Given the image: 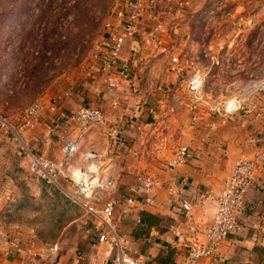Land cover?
<instances>
[{
	"label": "crops",
	"instance_id": "0c3cea01",
	"mask_svg": "<svg viewBox=\"0 0 264 264\" xmlns=\"http://www.w3.org/2000/svg\"><path fill=\"white\" fill-rule=\"evenodd\" d=\"M159 14L158 4L145 6L109 71L101 66L108 57L104 48L100 58L89 56L77 78L56 97L44 100L20 141L0 139L7 145L0 155V192L9 189L14 198L13 204H0L5 235L0 238V264H111L117 247L98 241V223L90 211L108 202L114 205L118 241L139 264H186L183 238L206 242L204 233L216 207L209 196L221 192L239 160L257 162L254 185L236 217L239 228L199 264H264V89L248 87L257 76L252 58L247 71L243 55L222 52L220 43L198 48L201 43L193 39L177 42L176 28L161 24ZM117 20L109 29L116 36L126 23L125 18ZM158 25L161 31L154 30ZM185 45L187 58L180 53ZM176 58L179 62L172 61ZM197 72L209 78L228 73L229 80L218 93L203 88L192 111L187 81ZM231 87H240L245 96H236L238 109L224 115L223 107L234 96L223 92ZM82 107L100 108L112 121L81 133L70 117ZM112 127L119 131L117 142L111 139ZM71 141L77 150L69 158L70 167L83 166L88 151L104 166L101 185L90 199L77 196L68 180L59 187L32 178L29 155L20 151L22 142L31 154L62 160L61 148ZM181 146H188L190 155L170 168ZM145 176L154 182L148 193L142 187ZM182 201L193 205L189 221ZM13 238L19 240L20 252L6 256Z\"/></svg>",
	"mask_w": 264,
	"mask_h": 264
},
{
	"label": "rangeland",
	"instance_id": "374dc122",
	"mask_svg": "<svg viewBox=\"0 0 264 264\" xmlns=\"http://www.w3.org/2000/svg\"><path fill=\"white\" fill-rule=\"evenodd\" d=\"M166 1L157 3L161 7L160 23L176 28L173 37L177 42L193 39L201 43L198 48L208 42L220 43L222 52L243 55L247 71L252 58V73L257 76L248 87L263 85L264 0H188L185 5L177 0ZM128 3L0 0V139L14 141L16 135L20 137L25 110L56 97L71 79L77 78L82 64L105 36L107 26L118 21L116 12ZM187 48L185 45L180 51L183 58H187ZM226 74L215 78L202 74L203 88L218 93L222 83L229 80ZM223 93L228 97L245 96L240 87ZM6 150V143L0 141V155Z\"/></svg>",
	"mask_w": 264,
	"mask_h": 264
},
{
	"label": "built area",
	"instance_id": "2783aa9c",
	"mask_svg": "<svg viewBox=\"0 0 264 264\" xmlns=\"http://www.w3.org/2000/svg\"><path fill=\"white\" fill-rule=\"evenodd\" d=\"M158 0H129L126 5L127 10L123 8L116 12V18H125L126 23L123 26V33L115 35L109 31L110 25L106 28V40L97 43L92 51V55L100 58L103 49H107L108 57L101 59V66L103 70L109 71L114 65L115 60L118 59L119 53L124 44V39L131 36L135 30V24L141 17V12L145 6L153 8L157 5ZM178 4L185 5L188 0H177ZM155 31H161V26H156ZM176 62V59H172ZM125 75V73H124ZM201 73H194L187 81V90L190 94L193 104L191 110L195 111L198 102L201 99V90L203 88V79ZM264 89V83L261 85ZM238 98L235 97L223 107L224 115H230L238 109ZM41 105L35 103L25 110L23 114L22 123L19 125V131H25L32 127L33 120L40 110ZM70 121L76 123L81 131L84 133L94 126L104 125L112 121L105 112L100 108L82 107L77 110L70 117ZM110 136L114 142L119 139V131L117 128L110 129ZM15 141H20V137L16 135L13 138ZM20 151L29 155L27 164L28 175L34 179L43 180L49 185L60 186L61 180H68L75 186L77 196L82 199H90L100 187L104 166L98 162L97 154L88 151L83 153L82 161L84 163L81 167H70L69 158L76 152L77 146L74 141L65 143L61 152L63 155L62 160H53L42 155L31 154L28 152L25 145L20 142ZM190 151L188 146H181L178 148L175 156L169 162L170 168L183 164L189 157ZM256 160H239L230 176L223 182L221 192L215 196H209L214 199L216 207L213 215L211 225L205 230L204 236L205 243H199L192 237L187 240L186 237L183 241L187 243L186 264H199L200 260L209 257L213 254L217 245L227 238L230 234L238 230L237 215L242 211L243 200L247 191L254 185V170L256 169ZM153 179L145 176L142 181V187L145 192H149L153 186ZM73 197V196H72ZM74 200L75 197H73ZM14 198L12 191L4 189L0 192V204L8 203L13 204ZM130 201V200H129ZM146 202L151 203L150 197L146 198ZM95 216L98 225L95 230L98 233L99 242H108L117 247L111 259V264H139L134 258L128 255L121 247L114 228V205L112 202L106 203L101 209L90 210ZM182 213L184 218L189 221L193 214V205L189 201H182ZM1 228V227H0ZM0 238H5L0 229ZM11 244L10 249H5L6 256H15L20 252V242L17 238L9 240ZM56 250L55 247L52 251Z\"/></svg>",
	"mask_w": 264,
	"mask_h": 264
}]
</instances>
